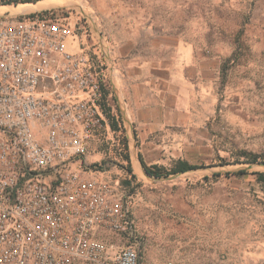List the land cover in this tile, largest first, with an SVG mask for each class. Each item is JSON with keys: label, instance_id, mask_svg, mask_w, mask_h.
Here are the masks:
<instances>
[{"label": "built area", "instance_id": "1", "mask_svg": "<svg viewBox=\"0 0 264 264\" xmlns=\"http://www.w3.org/2000/svg\"><path fill=\"white\" fill-rule=\"evenodd\" d=\"M84 3L75 23L64 7L0 14V264L139 261L128 196L81 168L105 107L130 121L115 47Z\"/></svg>", "mask_w": 264, "mask_h": 264}, {"label": "rangeland", "instance_id": "2", "mask_svg": "<svg viewBox=\"0 0 264 264\" xmlns=\"http://www.w3.org/2000/svg\"><path fill=\"white\" fill-rule=\"evenodd\" d=\"M44 1L71 8L72 23L79 17L75 8L89 10L85 0ZM169 1L181 5L180 12L159 6V0L143 3L145 8L154 4L155 22L206 28L226 55L228 83H247L241 104L251 120L239 130L217 121L213 139L203 145L178 142L177 156L137 143L134 129L127 131L115 111L119 129L109 127L92 143L81 168L128 196L134 228L128 241L138 264H264V187L253 174L264 173V0ZM23 4L0 5V14H16L14 7ZM241 149L260 155L258 163L233 164ZM139 156L148 166L170 169L184 160L195 169L153 178L144 173Z\"/></svg>", "mask_w": 264, "mask_h": 264}, {"label": "crops", "instance_id": "3", "mask_svg": "<svg viewBox=\"0 0 264 264\" xmlns=\"http://www.w3.org/2000/svg\"><path fill=\"white\" fill-rule=\"evenodd\" d=\"M143 1L96 0L92 4L124 74L115 82L130 117L131 125L125 122L124 128H133V138L142 146H159L165 155L177 156L181 152L173 146L178 142L203 145L213 139L210 131L217 121L241 129L251 120L241 104L247 83L243 79L235 85L228 83L226 55L220 52L218 42L210 40L205 27L191 22H155L154 4L145 8ZM159 6L177 12L182 7L169 0H159ZM53 7L63 5L49 8ZM44 9L30 8L22 13ZM78 10L75 8L77 14ZM143 159L138 157L145 163ZM103 236L117 247L126 243L124 236L112 232Z\"/></svg>", "mask_w": 264, "mask_h": 264}, {"label": "trees", "instance_id": "4", "mask_svg": "<svg viewBox=\"0 0 264 264\" xmlns=\"http://www.w3.org/2000/svg\"><path fill=\"white\" fill-rule=\"evenodd\" d=\"M28 2H35V0H0L1 5H6V4H17V3H28ZM238 49L243 48V45L239 42ZM105 116L106 119L108 120V125L113 131H117L119 129L118 127V118L117 114L115 115L114 112L111 111L110 108L105 107L104 108ZM231 156L233 154L231 153ZM235 160L232 162L233 164H238V163H246V164H253V163H258V159L260 155L252 152H247L244 150H240L237 154H235ZM241 158H243L241 160ZM127 156L125 157V160H127ZM140 165L144 171V173L153 178H160V177H167L169 175H174L178 173H184L189 170L195 169V166L188 164L184 160H177L172 168L170 169H165L162 166H158L156 164L147 166L143 161H140ZM238 174H244V170H240L237 172ZM256 177V182L260 184L262 187H264V173L263 172H254L253 173Z\"/></svg>", "mask_w": 264, "mask_h": 264}, {"label": "bare ground", "instance_id": "5", "mask_svg": "<svg viewBox=\"0 0 264 264\" xmlns=\"http://www.w3.org/2000/svg\"><path fill=\"white\" fill-rule=\"evenodd\" d=\"M59 3H60L59 1H42V2L34 4V5L33 4H23V5H19V7H14V8H15V11L17 13H19V12L25 11L26 9L27 10L30 9V8L42 9V8H47V7H50V6H56Z\"/></svg>", "mask_w": 264, "mask_h": 264}]
</instances>
